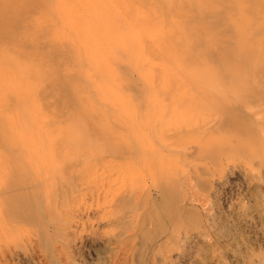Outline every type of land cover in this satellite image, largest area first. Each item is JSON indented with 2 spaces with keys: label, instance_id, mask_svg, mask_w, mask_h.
<instances>
[{
  "label": "rangeland",
  "instance_id": "1",
  "mask_svg": "<svg viewBox=\"0 0 264 264\" xmlns=\"http://www.w3.org/2000/svg\"><path fill=\"white\" fill-rule=\"evenodd\" d=\"M0 264H264V0H0Z\"/></svg>",
  "mask_w": 264,
  "mask_h": 264
},
{
  "label": "bare ground",
  "instance_id": "2",
  "mask_svg": "<svg viewBox=\"0 0 264 264\" xmlns=\"http://www.w3.org/2000/svg\"><path fill=\"white\" fill-rule=\"evenodd\" d=\"M49 2H50V1H49ZM51 2H52V1H51ZM51 4H52V3H51ZM248 23H249V22H248ZM237 32H238V31H237ZM164 45H165V44H164ZM161 49H162V47H161ZM214 52H215V50H213V51H208V52L205 53V56L211 58L212 61H214V62L217 63V62H218V59H217V57H216V55H215L216 53H214ZM205 56H204V57H205ZM160 57H161V56H160ZM224 74H225V73H224ZM42 97H43V96H42ZM210 110H211V109H210ZM209 112H210V111H209ZM29 126H30V125H29ZM31 127H32V126H31ZM33 130H34V129H33ZM24 132H25V131H24ZM26 132H27V131H26ZM28 132H31V131L28 130ZM26 134H27V135H26L27 137H28V136L32 137V135H29V134H31V133H29V134L26 133ZM30 137H29V138H25V140H24V142H23L24 145H25L28 141H31V140H32ZM32 138H34V136H33ZM32 142H33V141H32ZM23 143H22V144H23ZM27 144H28V143H27ZM27 147H28V149H30V148L33 147V146H32L31 144H29V146H27ZM21 150H22V149H21ZM23 151H24V150H23ZM24 152H25V154H30V150H25Z\"/></svg>",
  "mask_w": 264,
  "mask_h": 264
}]
</instances>
